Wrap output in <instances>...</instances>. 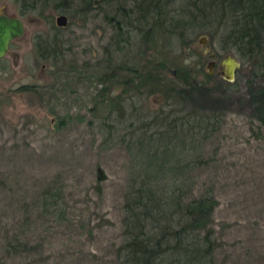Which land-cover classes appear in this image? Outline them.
Returning a JSON list of instances; mask_svg holds the SVG:
<instances>
[{
	"label": "rangeland",
	"instance_id": "obj_1",
	"mask_svg": "<svg viewBox=\"0 0 264 264\" xmlns=\"http://www.w3.org/2000/svg\"><path fill=\"white\" fill-rule=\"evenodd\" d=\"M104 12L110 16L109 11L79 15L51 6L42 15H21L14 0H0V14L21 18L25 27L0 59L3 264H118L131 159L126 142L120 141L124 132L110 134L99 119L104 113L91 107L100 88L98 78L108 65L126 64L144 44L132 32L131 46L120 43L117 51L111 45L116 29ZM61 15L66 21L58 25ZM201 31H193L189 44L155 42L161 51L157 54L169 60L167 79L172 64L180 65L190 54L192 62L214 61L213 72L220 70L225 55ZM37 36L56 37L50 57L38 55ZM234 56L240 66L231 84L244 94L247 64ZM162 101L160 93H136L131 105L151 112ZM217 115L219 127L203 141L206 163L190 173L195 182L189 195L209 189L215 199L208 224L216 243L215 264H264V123L252 107L224 109ZM17 241L26 247L14 252Z\"/></svg>",
	"mask_w": 264,
	"mask_h": 264
},
{
	"label": "trees",
	"instance_id": "obj_2",
	"mask_svg": "<svg viewBox=\"0 0 264 264\" xmlns=\"http://www.w3.org/2000/svg\"><path fill=\"white\" fill-rule=\"evenodd\" d=\"M14 2L21 15L31 11L42 15L51 6L79 15L109 11L110 16L104 13L116 29L111 45L117 51L122 49L120 43L131 46L132 32L139 34L143 50L126 64L108 65L98 78L100 88L91 107L93 112L104 113L99 119L110 134L124 132L120 141L126 142L131 159L118 264H215L216 243L208 227L215 199L209 189L197 197L189 195L195 182L190 173L206 163L203 141L219 127L221 110L252 107L264 123V0ZM195 29L215 40L221 54H236L247 64L249 81L244 94L238 93L237 84L226 82L216 72L209 74L205 61L192 62L191 54L181 58L180 65L174 62L172 77H165L169 60L157 54L161 51L155 42L189 44ZM56 43V37L37 36L38 55L50 57ZM136 93H160V108L143 112L131 105ZM50 203L55 204V199ZM17 245L14 252L26 247L19 241Z\"/></svg>",
	"mask_w": 264,
	"mask_h": 264
},
{
	"label": "water",
	"instance_id": "obj_3",
	"mask_svg": "<svg viewBox=\"0 0 264 264\" xmlns=\"http://www.w3.org/2000/svg\"><path fill=\"white\" fill-rule=\"evenodd\" d=\"M65 21L66 17L63 15L56 19L58 25H63ZM24 31L25 27L21 18L5 14L0 15V59L7 54L10 43L21 37L24 34ZM200 41L202 43L204 37H201ZM214 66V61L207 63L209 74L214 73ZM239 66L240 63L233 53L226 54L220 62V70L217 72V75L226 82L231 83L235 79L236 71Z\"/></svg>",
	"mask_w": 264,
	"mask_h": 264
},
{
	"label": "flooded vegetation",
	"instance_id": "obj_4",
	"mask_svg": "<svg viewBox=\"0 0 264 264\" xmlns=\"http://www.w3.org/2000/svg\"><path fill=\"white\" fill-rule=\"evenodd\" d=\"M1 15V14H0Z\"/></svg>",
	"mask_w": 264,
	"mask_h": 264
}]
</instances>
